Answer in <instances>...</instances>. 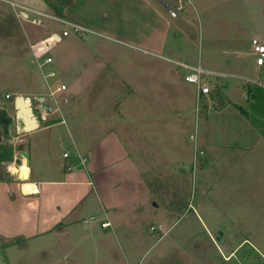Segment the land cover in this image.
Masks as SVG:
<instances>
[{"label":"rangeland","instance_id":"1","mask_svg":"<svg viewBox=\"0 0 264 264\" xmlns=\"http://www.w3.org/2000/svg\"><path fill=\"white\" fill-rule=\"evenodd\" d=\"M10 1L0 0V110L10 117L7 134L0 124L1 142L10 145L13 154L27 142L33 165L43 163L45 146L61 160L64 150L85 154L97 141L103 147L112 144L118 155L124 148L132 153L146 185L138 172L119 173V164L114 184L95 188L93 180L83 198L61 219L46 223L47 229L31 237L20 232L5 246L0 236V264H264V109L255 106L264 96L259 92L248 100L239 88L243 79L223 78L233 102L221 111H205L194 99V84L184 79L191 70L177 64L182 58L199 60L206 69L255 78L254 56L242 55V66L235 70L228 66L233 61L218 57H225L223 50L233 53L242 40L264 38V0H144L142 22L154 21L148 7L160 9L166 21L160 38L171 45L158 51L169 58H156L155 69L167 75L156 78L150 67L154 59L140 63L139 51L111 42L100 29L94 28L100 35L81 36L68 28L69 34L62 35L67 26L48 15L59 14L64 0H45V15L31 12L25 21ZM177 4L181 9L171 15L169 9ZM34 16L39 24L29 21ZM52 31L62 35L59 41H52ZM43 35L53 58L44 69L55 71L47 79L29 43V36ZM62 82L65 88L56 90ZM10 90L33 100L37 92L54 90L56 101L67 99L59 108L63 120L59 122L57 109L45 121L38 116L40 128L15 132L14 97L4 95ZM127 102L134 106L125 121L121 118ZM234 103L246 107L258 127L257 134L237 142L250 145L246 151L214 145L224 134L236 139L240 127L231 122L238 118ZM205 141L206 152L200 153ZM117 143L124 148L119 150ZM87 163L78 170L90 176ZM44 168L36 172L42 179ZM11 181L21 188L22 179ZM110 196L112 204L106 205ZM104 219L109 225L101 224Z\"/></svg>","mask_w":264,"mask_h":264},{"label":"crops","instance_id":"2","mask_svg":"<svg viewBox=\"0 0 264 264\" xmlns=\"http://www.w3.org/2000/svg\"><path fill=\"white\" fill-rule=\"evenodd\" d=\"M4 1V0H3ZM10 3L15 7L18 6L19 10H24L30 16L31 12L29 8L40 11L45 13V0H11ZM44 4V6H39L38 4ZM145 3L144 0H109L104 2L102 0H64L62 7H58V12L62 14L63 17L73 19L83 23L84 25L92 28V29H100L103 32L106 38L111 40V42L128 46L131 49H135L139 51L140 56V63H150L151 60L154 59L153 64L150 66L154 68L151 72L153 78L158 76H162L164 73L160 71V69H155V61L157 57H164L168 59L169 57L161 56L158 53L159 50L164 49H171V45L169 41L162 40L160 36L162 35V28L163 23H166L165 18L162 16V12L160 9L155 10V8L148 7L149 11L153 10L154 21H149V24L146 21L142 22L144 19L140 17L141 14L146 12V6L143 4ZM26 7L28 9H22ZM18 10V11H19ZM15 11V14L18 12ZM50 13V12H49ZM35 17V16H34ZM21 21H25L23 17ZM27 20V19H26ZM31 22V21H30ZM33 23V22H31ZM87 23V24H85ZM37 24V23H33ZM45 28V27H44ZM94 29V30H95ZM97 31V30H96ZM56 32V31H52ZM98 32V31H97ZM107 32V33H106ZM108 32L115 33L114 35H121L126 37L128 40H121L117 39ZM160 33V34H159ZM45 34V30H44ZM100 35L98 33H93ZM159 34V37H158ZM37 35V33H36ZM45 35L35 38V36L30 37L29 43L35 40H45ZM258 38L257 36H252L250 41L249 40H242V43H239L237 49L233 51V53H226V51H222L225 53V57L219 56V59L225 61H233L234 63L229 64L228 66L232 69H238L242 66L241 61L244 54H248L250 56L255 55L253 52V44L252 39ZM260 41H264V38L260 39ZM168 45V46H167ZM175 52L176 54L180 55L181 51L179 52L178 45L175 44ZM150 51V53H145L143 50ZM156 52V53H155ZM158 53V54H157ZM99 57L101 53L98 54ZM149 55H151L149 57ZM176 55V56H178ZM228 55V56H227ZM233 55V56H231ZM231 56V57H229ZM98 57V56H97ZM134 60H136V56H133ZM154 57V58H152ZM152 58V59H151ZM183 62H177L178 65L188 68V66H196L200 65L204 68L199 60L197 62H188L186 59L182 58ZM186 62V63H185ZM256 63V61H255ZM96 64V63H95ZM93 64V65H95ZM185 64V65H184ZM190 64V65H189ZM227 65V64H226ZM257 65V64H256ZM227 67V66H225ZM222 68V67H220ZM205 70L209 71L208 74H205L203 77V81L207 83L210 87V91L208 94H202L200 98L197 97V86L194 84V99L197 105L207 111L209 108H214L215 111H221L223 108L228 105L230 102V97L226 92V85H229L228 80L224 81L223 78L228 77H236L239 79H243L244 82L239 83V88L241 89V96L250 99H253L261 92V95L264 96V66L257 65L256 67V76L255 78L246 77L245 75H240V73H235L233 71H223L220 69H212V68H204ZM166 77L167 75L164 74ZM169 77H172L169 75ZM176 78V77H175ZM65 81V80H63ZM176 82V79L175 81ZM161 84V82H160ZM12 90L6 92L4 95L9 94L8 98H12L17 95H22L23 93L15 92V94L11 93ZM24 96V95H23ZM30 97V96H29ZM42 98V102L38 101L34 102L31 97L30 102H32L34 114L36 117V122L38 123V127L34 130L40 128V122L38 120V116L42 120V112H39L40 109L42 110L45 108L48 110V116L50 115V111L55 112V109L51 108L52 99L48 96V93L45 92H37L34 94V98ZM226 97V98H225ZM38 98V99H40ZM255 100V99H254ZM252 101V100H251ZM34 102V103H33ZM54 102V100H53ZM132 106H134L133 102H127L125 107V113L122 116V120H127V116H129ZM255 106L264 109V102L256 104ZM61 107V106H60ZM59 107V108H60ZM234 107L236 108L237 119L234 118L231 120L232 124L238 125L240 128L236 130L238 133L236 134V139L228 140L227 134H224L222 138H220L219 143L214 142L215 146L237 149V151H246L250 145H238V141H243L242 136L249 137V134H257V126H255L251 121V113L241 104L234 103ZM58 108V110H59ZM12 109H13V118H14V130L18 133V124L21 122L17 121L15 118V104L14 99L12 101ZM127 110V111H126ZM37 111L39 112L37 115ZM55 114V113H54ZM264 114V113H260ZM261 117H264L262 115ZM264 120V118H262ZM63 120L60 110H59V122ZM45 121V119H43ZM58 122V121H57ZM52 124V123H51ZM50 125V124H44ZM243 126L247 128H251L250 130H244ZM220 128V123L216 125V128ZM208 130V125H207ZM33 131V130H32ZM264 131V130H263ZM262 131V136H264V132ZM192 139H196V134H192ZM191 136V135H190ZM121 139L119 142L121 143ZM209 141V138H207ZM205 141L202 145L199 146L200 153L204 151L206 152L208 142ZM94 142V141H93ZM231 142V144H229ZM92 143V142H91ZM119 144V150H122V147ZM206 143V144H205ZM24 144V143H23ZM27 144V142H26ZM131 147L132 144L129 143ZM28 145V144H27ZM23 146V145H22ZM211 146V145H209ZM124 148V147H123ZM50 149V148H49ZM125 149V148H124ZM122 150V154L119 155L113 149V145L109 144L106 147H103L101 143L98 141L94 144L90 145L88 151L85 154L79 153L77 150L75 152L71 151L69 157H64L62 152V159L60 160L54 154H50L47 150V146H45V157L43 163L38 162L37 164L33 165L29 161L28 164V180L22 181L21 188L18 189V185L14 188L15 183L11 180L13 177L15 179L18 178V172L20 170L21 164H23L24 158L18 156L19 150L13 154L12 159L9 162V167L2 165L0 163V173L4 172V176L0 175V236L3 238V244L9 245L12 244V239L15 237H19L20 232L24 233L26 237H31L33 234H38L39 230L42 228L44 229L46 223L50 221H55L61 219V217L68 211L72 206L79 202L82 199L85 189L88 190L89 185L95 182L94 187H105L107 185L114 184V181H117L114 172H124L128 174V172H138V178L141 180L142 183H145L143 177H141V173L143 169L140 167L139 164L136 165V161L132 160V153ZM127 150H131L130 147ZM51 151V150H50ZM52 153V152H51ZM139 154H143V152H138ZM137 154V153H136ZM77 155H84L87 156L89 160L87 164H89L90 173L89 176L88 171L83 172L79 171L78 168L76 169H68V165H72L76 163L78 160L76 159ZM119 156L123 157L124 164H122V160L119 161ZM109 158V159H108ZM106 159V160H105ZM13 161V162H11ZM86 161V162H87ZM134 164V166H133ZM38 165V166H37ZM40 165V166H39ZM86 165V163H85ZM45 166V178H40L36 175L37 168ZM87 166V165H86ZM114 168H113V167ZM137 166V170H136ZM6 167V168H5ZM113 168V169H112ZM3 170V171H1ZM112 172V173H109ZM15 175H14V174ZM109 176V177H108ZM100 178V180H99ZM19 179V178H18ZM96 180L101 181V184H98ZM88 182V183H87ZM29 184L30 187L27 190H23V185ZM13 187V188H12ZM86 187V188H85ZM92 187V185H91ZM91 190V188H90ZM82 197V198H81ZM112 204L111 196L105 201L106 205ZM51 213H47L46 211ZM46 212V214H45ZM45 214V215H44ZM41 217V221L39 218ZM47 229V228H45ZM228 257V256H226Z\"/></svg>","mask_w":264,"mask_h":264},{"label":"built area","instance_id":"3","mask_svg":"<svg viewBox=\"0 0 264 264\" xmlns=\"http://www.w3.org/2000/svg\"><path fill=\"white\" fill-rule=\"evenodd\" d=\"M22 9L26 10L28 8H26V7L23 8V6H22ZM180 9H181V5L177 4V5H175V9L172 8V9H169V11H170L171 15H176L178 10H180ZM29 10L33 11L34 13H39L41 15H45V13L33 10L31 8H29ZM19 13L23 18H26V19L29 18L28 13H26L24 10H20ZM48 16L51 18H54L55 20L61 22L65 26H67V28H64L62 30V35L69 34V29H71L73 32H75L77 34H80L81 36H84L87 33H98V34H100V32H97L96 30L84 25L83 23H81L79 21H75V20H72V19H69L66 17L57 16V15H48ZM29 21L39 24V21H37V19L35 17H33ZM62 35H60L58 32H51L50 38L52 39V41L57 42L61 39ZM252 44H253V52L255 54L256 64L259 66H264V41H260L258 38H253ZM30 47H31L32 54L35 57V61H36L38 67L40 68V70L42 72L43 78L47 79L48 77L53 76L55 74L54 69H52V68H45L44 69V66L50 64L53 61V58L47 54L48 45L45 42V40H35L32 43L30 42ZM143 52L150 53V51H148V50L147 51L143 50ZM188 67L191 71L185 73L184 79H185V81L193 83L197 86V89H198L197 90V97L199 99L202 94H208L210 91L209 85L203 81L204 75L208 74L209 71L205 70L200 65H196V66H192V67L188 66ZM64 88H65V83L62 82L56 87V90H63ZM53 94H54V90H50L48 92V96L52 99L51 108L53 107L52 109L57 110L60 106H62L67 101V99L62 98L59 101H56V99L53 97ZM5 96L9 97V94H6ZM24 98L28 101H32V100H30L31 99L30 97H24ZM35 99H34L35 102H37L38 98L36 97ZM53 100H54V102H53ZM42 114H43L42 118L45 119L48 115V110L46 109V107H45V112H42ZM191 137H193V135H191ZM70 153H71L70 150H66L63 152V156L69 157ZM76 159L78 161L76 163H73L72 165H68L67 166L68 169H76L79 166H85V163L88 160V157L84 156V155H77ZM101 224L103 226H107V225H109V221L104 219V220H102Z\"/></svg>","mask_w":264,"mask_h":264},{"label":"water","instance_id":"4","mask_svg":"<svg viewBox=\"0 0 264 264\" xmlns=\"http://www.w3.org/2000/svg\"><path fill=\"white\" fill-rule=\"evenodd\" d=\"M38 100L42 102V98ZM14 104L16 108L15 118L17 119V121L21 122L20 124H18V132H29L37 128L38 123L36 122L37 120L34 114L33 107L31 106V102L26 100L22 95H16L14 98ZM39 112H45V108H43L42 110L40 109ZM29 121H31V127H27ZM18 156L22 157V159L24 158L25 161V167L19 170L18 178L25 180L28 178L29 174V147L26 143H24L22 148L19 150ZM21 175H23V177H21Z\"/></svg>","mask_w":264,"mask_h":264},{"label":"trees","instance_id":"5","mask_svg":"<svg viewBox=\"0 0 264 264\" xmlns=\"http://www.w3.org/2000/svg\"><path fill=\"white\" fill-rule=\"evenodd\" d=\"M60 7H62V5H60ZM57 16L63 17L60 12L59 14H57ZM4 111L5 110H0V124L3 127L2 133L7 134L8 125L10 123V117L6 116L5 115L6 113H4ZM11 159H12V149L10 145H5V143L1 142V138H0V163L4 165V163H6L7 161H10Z\"/></svg>","mask_w":264,"mask_h":264},{"label":"bare ground","instance_id":"6","mask_svg":"<svg viewBox=\"0 0 264 264\" xmlns=\"http://www.w3.org/2000/svg\"><path fill=\"white\" fill-rule=\"evenodd\" d=\"M32 125H31V121H29V124L27 125V127H31ZM25 167V162L23 163V164H21V166H20V169L22 168H24ZM21 177H23V175H21ZM30 187V185L29 184H24L23 185V190L25 191V190H27L28 188Z\"/></svg>","mask_w":264,"mask_h":264},{"label":"clouds","instance_id":"7","mask_svg":"<svg viewBox=\"0 0 264 264\" xmlns=\"http://www.w3.org/2000/svg\"><path fill=\"white\" fill-rule=\"evenodd\" d=\"M31 106H32V103H31ZM33 107V106H32Z\"/></svg>","mask_w":264,"mask_h":264}]
</instances>
